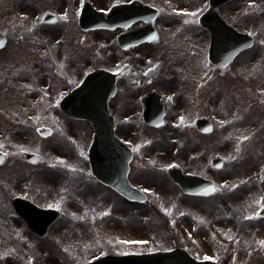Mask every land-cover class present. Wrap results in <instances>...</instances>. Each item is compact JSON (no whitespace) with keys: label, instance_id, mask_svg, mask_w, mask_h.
Here are the masks:
<instances>
[{"label":"rangeland","instance_id":"1","mask_svg":"<svg viewBox=\"0 0 264 264\" xmlns=\"http://www.w3.org/2000/svg\"><path fill=\"white\" fill-rule=\"evenodd\" d=\"M89 1L107 10L127 0ZM144 1L162 11L157 21L162 39L148 54L163 68L175 63L183 79L195 78L184 88L189 97L182 100V131L169 132L168 126L152 136V142L157 136L161 143L162 136L175 141L162 170L178 162L185 172L214 180L218 193L207 199L185 196L166 174L152 172L157 179L143 184L149 203L129 206L98 183L87 159L93 130L64 116L58 102L87 72L113 68L119 31L83 33L77 24L82 0H0V32L8 38L0 51V150L7 157L0 167V264H72L107 253L176 247L221 264H264V250L249 239L262 234L260 227L251 233L255 226L248 221L264 206V0H234L220 8L227 22L255 38L254 47L223 75L202 62L208 34L197 17L208 0ZM175 9L186 17L171 15ZM46 11L65 21L42 25ZM198 48L195 62L191 53ZM200 116L213 122L208 136L190 126ZM41 127L52 134L44 138L37 131ZM21 150L43 156L45 164L26 165ZM215 155L226 162L221 171L210 168ZM130 180L137 184L132 175ZM16 195L61 212L47 239L34 236L15 215L11 199Z\"/></svg>","mask_w":264,"mask_h":264},{"label":"water","instance_id":"2","mask_svg":"<svg viewBox=\"0 0 264 264\" xmlns=\"http://www.w3.org/2000/svg\"><path fill=\"white\" fill-rule=\"evenodd\" d=\"M229 0H212V6L216 7ZM132 6V5H131ZM121 8H114L110 13L103 14L95 11L89 4L85 3L81 10L79 25L83 30H92L96 28L113 27L114 22L123 20L125 17L121 15ZM119 12V13H118ZM118 13V15H117ZM107 17L105 19L104 17ZM122 17V19H119ZM55 18L46 14L44 21H54ZM210 24H208V23ZM202 23L212 32L213 49L218 51L215 53L214 62L228 52L229 48H233L236 44L233 41H221L220 28L224 29V25L220 20L215 19L212 15L203 18ZM226 32L233 36L226 28ZM215 39L219 44L214 45ZM250 46L248 38L241 36ZM5 44V39L0 35V48ZM245 47V46H244ZM114 93V77L105 71L97 70L89 73L82 83L66 95L60 102L61 110L70 118L86 120L94 129V137L88 152V158L91 165L93 175L102 183L107 184L117 191L128 197H135L126 183L127 163L129 161V153L124 146L117 141L113 135L112 119L108 111V100ZM26 159L32 163L40 162L41 159L25 154ZM213 165L220 167L222 161L216 157ZM179 172V171H178ZM174 180L182 187L184 192L191 194L205 193L209 195L214 189L209 188L208 192L201 190L202 183L196 177H173ZM16 212L25 220L28 227L40 237H45L49 226L59 217L58 212L53 210H41L22 200L14 202ZM89 264H213L209 262H198L190 258L184 251L176 249L169 252H156L145 255H127V256H107Z\"/></svg>","mask_w":264,"mask_h":264},{"label":"flooded vegetation","instance_id":"3","mask_svg":"<svg viewBox=\"0 0 264 264\" xmlns=\"http://www.w3.org/2000/svg\"><path fill=\"white\" fill-rule=\"evenodd\" d=\"M140 25H142L141 22L132 25L131 28L134 29ZM118 35L115 37L113 70L115 73H123L116 80V93L112 99L111 109L117 134L133 150L129 174L139 186L145 187L143 184H152V178L157 179L154 174L150 173L155 172L154 167L163 162L168 151L171 152L173 143L170 140L174 138L162 136V143L159 136L154 139V142L150 143V140L157 133L158 135L159 132L163 133V128L168 126H170L169 132L182 131L180 124L182 122V100L189 97L184 88H187L186 83L191 85V82H195V78L186 76L183 79V74H180L179 69L171 66L163 68V64L155 60V56L148 54L147 49L160 42L157 44L141 43L136 47L122 49L117 44ZM120 55L126 59L125 62ZM132 60H145L146 64H134ZM166 62H168L167 57ZM152 93H157L159 98L157 101L150 102L149 107H154L151 113L165 112L164 125L160 128L149 126L143 120L144 109L141 100ZM190 98L194 100L195 97L190 96ZM257 225L261 232L264 231V220L258 222ZM260 241L263 240H258L257 246L264 249V244Z\"/></svg>","mask_w":264,"mask_h":264},{"label":"snow or ice","instance_id":"4","mask_svg":"<svg viewBox=\"0 0 264 264\" xmlns=\"http://www.w3.org/2000/svg\"><path fill=\"white\" fill-rule=\"evenodd\" d=\"M262 43H264V41H262ZM233 187H235V185H233ZM261 244H264V241H260Z\"/></svg>","mask_w":264,"mask_h":264}]
</instances>
